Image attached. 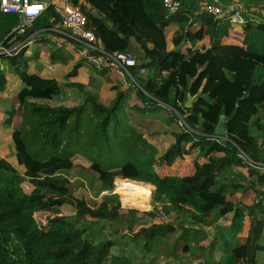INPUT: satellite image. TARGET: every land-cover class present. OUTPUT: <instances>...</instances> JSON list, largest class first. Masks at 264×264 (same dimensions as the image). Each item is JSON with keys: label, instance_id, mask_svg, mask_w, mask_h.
<instances>
[{"label": "trees", "instance_id": "1", "mask_svg": "<svg viewBox=\"0 0 264 264\" xmlns=\"http://www.w3.org/2000/svg\"><path fill=\"white\" fill-rule=\"evenodd\" d=\"M209 1L180 0L169 14L163 0H51L14 41L8 33L18 17L0 11V46L36 44L30 53L29 44L0 53V91L22 85L0 121V144L10 139L15 159L0 155V264H151L186 255L199 264H264V2L218 0L222 15L216 17L203 9ZM65 2L79 6L102 50L130 51L138 60L129 67L128 89L110 77L109 67L93 66L98 81L111 83L110 100L87 95L72 106L35 101L61 95L64 79L83 93L88 82L71 80L87 63L78 53L83 46L53 30L68 33L62 28ZM232 7L241 10L244 23L230 21ZM235 26L241 43L229 39ZM61 37L53 47L51 39ZM205 38L201 48L184 47ZM66 42L75 51L66 50ZM45 48L52 67L67 68L75 59L64 79L40 61ZM131 90L141 102L128 106L133 112L158 118L167 104L169 120L185 123L154 164L171 166L197 148L193 174L147 168L142 175L131 152L140 137L133 138L130 113L126 120L118 115ZM189 94L193 101L186 107ZM221 118L223 138L214 133ZM117 178L154 186L151 208L142 215L122 208ZM66 179L76 182L75 193ZM80 188L100 196L99 202L91 204ZM237 193L250 194V203L229 199ZM207 202L217 206L214 213L202 211ZM41 213L46 218L40 224ZM182 239L183 255L175 250Z\"/></svg>", "mask_w": 264, "mask_h": 264}, {"label": "rangeland", "instance_id": "2", "mask_svg": "<svg viewBox=\"0 0 264 264\" xmlns=\"http://www.w3.org/2000/svg\"><path fill=\"white\" fill-rule=\"evenodd\" d=\"M96 88L94 87H87V92L83 93V94H80L79 92H77V96L81 97V95H83L82 97V100L83 98H86L87 95L89 96H92V97H95L97 99L98 95H97V92H98V89L95 90ZM132 92V96H135V90H131L130 93ZM110 94V93H109ZM111 95H108V97H106L107 99L110 98ZM68 98H72L70 100H72V103H77L78 100L74 98L73 95H68ZM104 97H102L103 99ZM101 99V100H102ZM109 100V99H108ZM107 100V101H108ZM140 102V100L135 96V97H131L130 99H126L125 100V104L123 105V107L120 108V110L118 111V115H119V118L120 119H124L126 120L127 118V112L130 113L131 117H132V123H133V126L135 128V124L140 121H143V120H146L148 118H150L152 115H144V116H141L140 113H137V112H132L133 110L128 107V105L130 104L132 107L138 105ZM163 106V105H162ZM170 109L171 107H167L165 106L164 109H160L159 110V115H162V117H156V126L154 127H151L149 128L146 133L148 134L145 135V138L148 139V140H151L153 139L156 143V146H154L153 144L150 146L146 143V141L142 138V133L141 132H137L135 131L134 132V135L135 137H140L139 139L133 137L134 139H137L135 142L137 143L136 146L133 147V149H131L132 153L135 154L137 153L136 150L140 149V148H143L145 149V151L147 149H151V151H148L147 154L145 155V159L143 160V162L141 163L142 165V169L144 168V171H142V175L144 176H147L149 171L145 170V169H149V168H154L156 167L157 165L154 164V158H155V154L158 152H161L164 147L173 139L172 138V134L170 132H173V131H177L181 128V124L180 122H176V121H172V120H169L170 119V116H171V113H170ZM132 110V111H131ZM144 118V119H142ZM140 120V121H139ZM162 127V128H161ZM152 129H156L157 131V134H153L152 133ZM160 130V131H159ZM159 131V132H158ZM167 132V133H166ZM169 132V133H168ZM150 136V137H149ZM148 137V138H147ZM140 142V143H139ZM135 144V143H134ZM6 147V148H5ZM8 144H3V145H0V154H3L2 156L8 158V156H10V151H8ZM147 147V149H146ZM218 151V153H220V150L218 147H215ZM196 151L197 149L196 148H192L191 150V158L194 159L195 155H196ZM120 156L123 157V154H120ZM127 156L129 157V155L127 154ZM192 159L190 160L192 162ZM189 161V158L186 159L184 162L183 161H180L178 163H174V171L176 173H186L189 171V168H185V165H187L186 163H188ZM191 165H193L191 163ZM158 167V166H157ZM88 168V167H87ZM193 174V172H192ZM191 175V174H190ZM69 178V177H68ZM72 179V178H70ZM147 180V179H146ZM67 183H68V186H69V189H68V192H72V193H75L77 188H74V185H75V181H70L68 179H66ZM154 186L148 184V181L147 183L146 182H138V181H133V180H129V179H120V178H117L115 180V188H114V191L117 192V190L119 191V194H120V201H121V207L126 209V208H133V209H137L139 212L138 214L139 215H142L144 211L148 210L151 208V193L152 191L154 190ZM84 192L86 198H89L88 201L91 203V204H96L99 202V198L100 196H98L97 198L94 199V192H92L91 190H86V189H82L80 188L79 189V193H82ZM124 197L123 198V203L122 202V198L121 197ZM64 209V212L66 213H69L71 210L69 209L68 206H66ZM201 209L202 211H209L211 213H214L217 209V206H215L214 203H211V204H207V203H204L201 205ZM48 216L52 215L51 213H48L47 214ZM46 216V213H41V214H38L37 215V220L38 222L41 224V223H44L45 221V217ZM144 217V216H142ZM134 229H138V226H135ZM202 233H200L197 237V239L199 238V236L201 235ZM176 237V234H173L170 238V242H173L174 239ZM208 242V239H205L203 241H201L200 243L198 244H206ZM184 243V239L180 240L178 242V244L176 245L175 247V250L182 254L183 255V251L181 249L182 245ZM198 244H194V246L196 247ZM186 254H184V257H185ZM171 263H175V264H199V261H194L192 262L191 260L188 259L187 255L185 258L179 260V261H172V262H166L165 260H161L159 262H151V264H171Z\"/></svg>", "mask_w": 264, "mask_h": 264}, {"label": "built area", "instance_id": "3", "mask_svg": "<svg viewBox=\"0 0 264 264\" xmlns=\"http://www.w3.org/2000/svg\"><path fill=\"white\" fill-rule=\"evenodd\" d=\"M50 1L51 0H0V11L16 14L18 17V22L8 33L10 41H14L16 37L23 35L30 27L33 20L48 7ZM163 5L169 14H173L178 11L180 0H163ZM62 9V28L63 30L67 29L68 33L66 34L57 29L53 30L81 44L83 48L79 50L78 53L81 57H84L90 65L96 68L107 66L120 78L126 79L129 77L132 79L129 67L138 64L135 55L130 51L105 52L96 44L94 33L86 28V19L79 6L71 2H65L62 5ZM203 9L216 17L222 15V8L218 0H210L203 6ZM229 19L233 24H242L245 21L241 14V10L235 7H232ZM29 43H31V41L24 40L14 43V45L9 48L0 46V53L10 54L13 51H18ZM163 106L170 107L167 104H163ZM179 122L181 125H185L182 118H180ZM117 192L119 193V191Z\"/></svg>", "mask_w": 264, "mask_h": 264}, {"label": "crops", "instance_id": "4", "mask_svg": "<svg viewBox=\"0 0 264 264\" xmlns=\"http://www.w3.org/2000/svg\"><path fill=\"white\" fill-rule=\"evenodd\" d=\"M264 2V0H263ZM199 25V22H196L194 24V27H198ZM242 38H243V34H242V31L240 29L239 26H235L234 28L230 29L229 30V39L234 41V42H238V43H241L242 41ZM63 37H61L60 39L58 38H52L51 39V44L53 47H57V45H61V43L63 42ZM65 45L63 47H65L66 50H69V51H73L74 48H73V45L69 42H66L64 43ZM189 45H185L184 47H187V46H190V47H203L204 45L208 44V38H205L204 40L202 41H199L195 46H192V44L190 45V43H188ZM29 50H28V53H30L31 50L35 49L36 47V44L35 42L33 43H29ZM75 51V50H74ZM40 61L46 65V68L50 71H56V75L58 76H62L63 79H64V75H62V72L63 74L68 71V69L71 67V65L74 63L75 59L72 60V61H69L68 62V65H67V68L66 67H60V64L56 63L55 66H50L49 65V52H48V48H45L41 54V59ZM57 66V67H56ZM45 68V66H44ZM58 71V72H57ZM110 77H113V78H120L117 74H115L111 69H110ZM97 73L95 72L94 68L92 65L86 63L84 65V67H82L78 73V75L75 77V78H72L71 80H76V81H79V82H83V83H86L87 81V85L85 86L84 88V93L87 92V87H94L96 88L95 90L98 89V92H97V95L99 96L100 99H102V97H104L103 99H105L106 97H108V95H111L112 97V91L110 90V84L111 83H105L104 79L101 78L100 81L97 80ZM123 80L124 82V89H128V87L130 86V84L126 81V79H123V78H120ZM91 80V83H89V81ZM62 81V79H61ZM66 80L64 79L63 82H62V86H63V91L61 93V95L59 96H54L53 98L51 99H35V101L39 102V103H43V104H49V105H52V106H57V105H65V106H72V105H78L82 102V97L83 95H81L80 99L79 97L77 96V92H79L78 90H76L75 88L71 87V86H67L65 82ZM22 85L19 84L15 89L11 88V87H7L5 88L3 91H0V121L5 117V113L3 112L4 108L5 107H8V105L10 103H15V100L13 97H15V95L17 94V92L19 91L20 87ZM80 94H83L82 92H79ZM110 93V94H109ZM73 95L75 99H79L77 103H72V98H68V95ZM131 93L128 94V99H130L131 97H135V96H132ZM110 97V98H111ZM110 98H108L110 100ZM102 99V100H103ZM141 102H139L138 105H140ZM136 105V106H138ZM128 106H131L130 104ZM132 107V106H131ZM135 107V106H134ZM133 112V111H132ZM144 119V118H142ZM20 120V117H16V119L14 120V125L17 124ZM140 121V120H139ZM156 126V118L155 116L152 118H148L146 120H143V121H140L139 123L137 122L135 124V128L133 126V137H135L134 135V132L135 131H139L142 133V138L146 141V143L150 146V144L156 146V143L153 142L154 140L151 139V140H148L145 138V135L148 136V134L146 133V131L151 128V127H154ZM162 128V127H161ZM138 132V133H139ZM152 133L153 134H157L156 132V129H152ZM169 133V132H168ZM172 133V132H170ZM140 134V133H139ZM150 137V136H149ZM173 138V136H172ZM140 140V139H139ZM173 141V139L168 143L170 144L171 142ZM3 144H8V151H10V156H8V159L10 161H12L13 163L15 162V159H14V147H13V144L11 142L10 139L6 140L5 143ZM2 143L0 145H3ZM168 144L165 146L167 147ZM164 147V148H165ZM6 148V147H5ZM147 149V147H146ZM197 149V148H196ZM148 151H151V149H147L145 151V149L143 148H140L137 150L138 153H136L133 157H132V160L136 163V166L138 169H140L141 167V163L143 162V160L145 159V155L147 154ZM197 152H198V149L196 151V155H197ZM191 154V153H190ZM0 155H3V154H0ZM195 155V156H196ZM191 155H188L186 156L185 158L183 159H177L175 163H178L180 161H185L186 159L189 158V161L188 163H186L187 165H185V168H189V171L186 172V173H176L173 169L174 165L172 164L171 166H166V165H161V166H156L153 168L154 171H156L157 173L161 174V175H166V174H177V175H190L192 174V172H194V168H193V165H191ZM195 158V157H194ZM193 160V159H192ZM19 170H23L22 167L20 166H16ZM251 195L250 194H245V193H237L233 196H230L229 199L236 202L240 199L243 200L244 203H250L251 201ZM207 204H211V202H207ZM227 220L226 219H222L220 222H226ZM248 224H249V219L246 217L245 220H244V229H243V232H242V235H245L247 233V229H248Z\"/></svg>", "mask_w": 264, "mask_h": 264}, {"label": "water", "instance_id": "5", "mask_svg": "<svg viewBox=\"0 0 264 264\" xmlns=\"http://www.w3.org/2000/svg\"><path fill=\"white\" fill-rule=\"evenodd\" d=\"M192 101H193V97L189 94L188 97H187V101L185 103V106L186 107H189L192 105ZM214 133H215V136L217 137H225L226 136V128L224 126V120L221 118L219 119L216 127H215V130H214Z\"/></svg>", "mask_w": 264, "mask_h": 264}, {"label": "bare ground", "instance_id": "6", "mask_svg": "<svg viewBox=\"0 0 264 264\" xmlns=\"http://www.w3.org/2000/svg\"><path fill=\"white\" fill-rule=\"evenodd\" d=\"M118 191V190H117Z\"/></svg>", "mask_w": 264, "mask_h": 264}]
</instances>
